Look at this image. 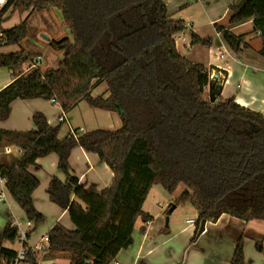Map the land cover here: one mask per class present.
<instances>
[{"label": "trees", "instance_id": "trees-1", "mask_svg": "<svg viewBox=\"0 0 264 264\" xmlns=\"http://www.w3.org/2000/svg\"><path fill=\"white\" fill-rule=\"evenodd\" d=\"M57 10L68 35L49 40L62 57L55 68L19 75L31 54L0 55V68L13 75L0 90V122L8 118L16 99L54 100L64 116L80 101L118 115L120 128L89 132L75 130L57 137L63 120L47 124L41 113L31 117L34 129H0V148L14 146L20 156H0V178L6 191L30 224L25 239L44 216L33 206L38 186L27 172L38 158L57 156L64 182L53 177L49 201L67 212L73 230L55 223L47 233L46 256L64 254L68 264H110L132 243L137 219L151 217L142 210L150 189L158 185L169 195L179 186L175 202L189 203L201 220L215 222L222 214L264 222V117L214 93L204 95L209 74L200 64L179 55L174 36L185 31L181 20L166 15L162 0H8L0 10V46H20L28 37L26 18L2 29L14 13ZM229 24L247 20L252 33L264 31V0H235ZM227 47L238 54L248 48L244 35L216 26ZM258 55L264 59V39ZM191 44L208 47L210 39L190 35ZM104 83L108 96L91 97L95 84ZM77 147L95 154L112 173L102 192L85 188L69 174L68 158ZM144 231V229H142ZM19 240L18 229L6 224L0 231V264H12L17 251L3 244ZM258 246V243L256 244ZM24 263L38 264L27 245ZM229 264H244L243 235L235 243Z\"/></svg>", "mask_w": 264, "mask_h": 264}, {"label": "crops", "instance_id": "crops-1", "mask_svg": "<svg viewBox=\"0 0 264 264\" xmlns=\"http://www.w3.org/2000/svg\"><path fill=\"white\" fill-rule=\"evenodd\" d=\"M162 1L168 18L181 20L184 23L185 31L174 36L175 48L179 55L193 64L202 65L207 71L211 70L216 81L209 82L210 87L219 91L222 98L233 97L234 102L239 106L258 112L264 117V59L258 55L261 38L258 37L257 32L250 35L253 29L251 20L236 25L229 24L231 17L229 7L235 0ZM29 14V12L14 13L2 24V29L7 30L19 24ZM216 26L228 29L235 35H244L242 40L248 48L234 54L216 32ZM54 29H51L50 33ZM43 30L44 34L40 33L38 38L27 37L20 46H0V55L17 53L20 50L31 54V60L23 62L15 74H27L33 70L31 69L33 64L41 72L56 67L62 55L50 49L48 41L57 39L48 35V40H45L47 31ZM191 34L201 39H210V45L205 47L191 44ZM67 35L66 30V34L60 38ZM41 51L47 53L44 60ZM12 80L11 72L0 68V90ZM90 96L107 97L105 84H95ZM37 112L45 117L50 126L58 124L59 118H63L62 110L50 101L39 98L16 99L10 103L9 116L0 122V129L16 132L32 130L34 126L31 117ZM63 121L57 134L59 139H63L75 130L113 131L121 126L116 113L93 108L83 100L64 116ZM20 153V150L14 146L0 148V156L7 161L18 158ZM68 164L70 176L85 188L93 186L98 192H102L112 180L110 169L95 154L85 152L80 147L71 151ZM26 170L38 181L37 188L31 194V201L34 208L44 216L43 223L35 228L26 240L27 247L33 248L40 243L41 238L47 235L55 223L61 224L67 230H73V226L67 212L52 204L46 193L49 181L53 177L61 182L66 180L57 169V156L49 154L38 158ZM156 186L158 185L150 189L142 207L143 212L148 214L151 220L148 222L140 218L136 220L131 234V245L121 250L115 257L119 264H229L236 240L240 235H243L244 264H264V222L255 220L244 222L222 214L215 222L205 221L203 232L192 240L196 231V211L193 209L192 219L184 221L186 226L177 229L172 215L177 207L175 200L178 195L174 192L175 196L172 197L174 194H171L173 199L169 202L166 195L158 191ZM181 190L182 187L179 186L177 193L179 194ZM170 204L173 206L171 207ZM169 207L171 208L167 210ZM166 210L167 215L164 214ZM189 220H193L194 223H188ZM6 224L17 225L19 230L30 229V224L22 210L10 197L4 181L0 178V231ZM23 224L24 229L19 228ZM59 256L67 259L64 254ZM50 260L54 261L56 258Z\"/></svg>", "mask_w": 264, "mask_h": 264}, {"label": "rangeland", "instance_id": "rangeland-1", "mask_svg": "<svg viewBox=\"0 0 264 264\" xmlns=\"http://www.w3.org/2000/svg\"><path fill=\"white\" fill-rule=\"evenodd\" d=\"M30 14L26 18V25H27V29H28V33H29L28 38H31V39L33 37L38 38L40 33L44 34L43 29H45L47 31L46 37H48V35H49L51 38H55V39H58L61 36H63L64 34H66V30L64 29V27L61 23L60 13L57 10H47V11H43V12H32ZM39 27H41V28H39ZM53 28H55L54 29L55 31L52 30L50 33V30ZM250 35H253L252 31H250ZM174 40H175V38H174ZM23 42H25V40ZM41 56L44 60L47 56V53L45 51H41ZM207 73L209 74L208 78H209L210 82L216 81V79L213 77L214 73L211 70H209ZM209 87H210V83L204 88V95L205 96H207L209 91H210ZM180 187H182V186H180ZM156 189L157 190L159 189L158 191H161L162 193H164L166 195V199H168L169 202L171 201V199H173L172 197L175 196V194L178 195L177 192L179 191V187H178L177 190L175 191V194L173 193L174 195H172V197H171L170 195H167V193H165L160 186H156ZM173 204H175V203H173ZM170 206L172 207L173 205L170 204ZM176 206L177 207L174 209L172 216H173V220L175 223V227L177 229H179L181 227L186 226V224L184 222L185 220L193 218L192 211L194 208L187 202L186 203H179V204L176 203ZM171 207L167 208V210L170 209ZM167 210L164 212L165 215L168 214ZM18 224H20V223H18ZM19 228L24 229V224L20 225ZM22 231H25V230H22ZM3 245L6 248L12 249L14 251H18L19 247H20L19 243L16 241L13 244L4 243ZM37 257H38L37 259L39 261V264H45V262H47L51 259V258L47 257L46 254L42 255V256L37 255ZM56 260H57L58 264H68L67 259L63 256L56 255ZM18 264H26V263L20 262Z\"/></svg>", "mask_w": 264, "mask_h": 264}, {"label": "built area", "instance_id": "built-area-1", "mask_svg": "<svg viewBox=\"0 0 264 264\" xmlns=\"http://www.w3.org/2000/svg\"><path fill=\"white\" fill-rule=\"evenodd\" d=\"M8 0H0V10L6 5ZM257 35H259V32L256 33ZM178 42V40L176 41V43ZM174 43H175V40H174ZM219 51V50H217ZM39 59V57L37 58ZM31 69H36L35 65L33 64L31 66ZM52 104H56V102L54 100H51L50 101ZM63 120L62 117L59 118V122H61ZM188 223H194L193 220H189L187 221ZM17 229V225L15 226ZM28 231V229L26 230ZM26 231H22V230H19L18 229V232H19V240L18 242L20 243V249L17 251V255L13 261L12 264H18L20 262H23L24 259H25V256H26V253H27V250L26 248H24V244L26 245V239H25V234H26ZM47 244H48V237L47 235L43 236L41 238V241L39 244L35 245L33 248H30V251H32L34 254L36 255H45L47 250ZM38 264H39V261H38ZM45 264H58L57 260H49L47 262H45ZM110 264H119L118 261L116 259H114Z\"/></svg>", "mask_w": 264, "mask_h": 264}, {"label": "water", "instance_id": "water-1", "mask_svg": "<svg viewBox=\"0 0 264 264\" xmlns=\"http://www.w3.org/2000/svg\"><path fill=\"white\" fill-rule=\"evenodd\" d=\"M258 32H259V35L264 39V31L262 28H258ZM45 40H48L47 37H44ZM210 91H209V94H210V101L213 102L214 101V93L216 94H219V91L217 90H214L212 87H210ZM204 225H205V220H201L200 223H199V226H198V229H197V234H201L204 230Z\"/></svg>", "mask_w": 264, "mask_h": 264}]
</instances>
